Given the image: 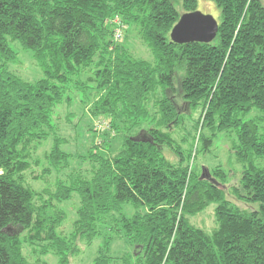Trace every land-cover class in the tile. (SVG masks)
<instances>
[{
    "label": "trees",
    "instance_id": "trees-1",
    "mask_svg": "<svg viewBox=\"0 0 264 264\" xmlns=\"http://www.w3.org/2000/svg\"><path fill=\"white\" fill-rule=\"evenodd\" d=\"M206 1L220 12L215 39L179 45L169 33L197 0H182V13L173 0H0V264H30L25 249L34 264L48 254L69 264L77 240L95 239L91 264H264V166L253 162L264 158V1ZM129 30L151 59L131 52ZM11 44L31 52L39 79L14 73ZM76 95L100 142L74 157L53 117ZM220 134L240 166L230 193L257 210L225 198L220 168H193ZM113 138L121 144L111 152ZM48 141L36 191L25 173ZM75 160L88 167L64 174ZM74 195L63 234L62 205ZM211 205L206 231L191 219ZM113 237L132 250L111 254Z\"/></svg>",
    "mask_w": 264,
    "mask_h": 264
},
{
    "label": "rangeland",
    "instance_id": "rangeland-1",
    "mask_svg": "<svg viewBox=\"0 0 264 264\" xmlns=\"http://www.w3.org/2000/svg\"><path fill=\"white\" fill-rule=\"evenodd\" d=\"M181 2L182 0H173L174 6L179 11V13H182ZM196 10L204 15L212 16L216 21L220 20V12L213 2L206 0H197ZM128 35L129 36H127V44L131 52L138 58H142L145 60L151 59L149 51L142 45L136 32L134 30L130 31L128 32ZM10 47L15 52H17L18 55L17 61L15 63H12L10 66L14 73H16L26 81H34L39 79L41 77V72L33 61L31 52L18 49L17 47L19 46L16 47L14 46V44H11ZM255 115L256 112L253 111L242 119L249 120L252 119ZM90 119L91 118H89L88 116L87 109L83 107L79 102L77 95L74 98L72 104H70L69 106L62 105L55 111L53 121L54 125L57 128V133L65 138L68 143V145L64 147V150H66V152L68 153H71L74 157H76L77 154L78 156H80L81 154H85L87 150L92 147L91 142L93 137L95 143L93 145H99L100 140H97L99 136L96 138V134L88 129V126L94 124V121ZM101 142L102 144L107 145L106 142ZM120 144V138L110 139L107 149L111 150V152H114L119 148ZM50 146V141H48L47 143L44 142L41 145V148L35 155L40 161L39 166L36 167L32 165V168L25 173V179L36 191L41 190L46 185H44L42 181L32 179V176H37L40 173V170L43 167L47 166V162L44 159L43 154L49 151ZM229 147L230 141L228 136L225 134H220L216 137L209 152H198L196 154V158L193 164V168L198 174H204L205 172H207V174H210L211 171L217 167L223 170L228 176V183L225 187V193H230L233 186H237V181L240 174V166L235 163L234 156L232 153H230ZM163 155L169 162H177L176 156L172 154V152L167 148L163 149ZM253 162L256 165L264 166V158H256L253 160ZM80 164L81 163L79 160L69 162V169L66 170L64 174L70 173L71 171L77 169L83 170L84 168L88 167L87 163L82 165ZM189 164L192 165L191 163ZM54 179V173H52V175L47 178V184L50 185V187L53 186ZM227 193L225 194V198L241 209L254 211L259 207L257 203L245 204L239 202L233 197L231 193L229 195ZM77 198V195H74L71 201L62 205V208L66 211L67 214V221L61 226L63 234H69V232L71 231L70 223L73 221V219H75L74 212L77 207ZM213 210V205L207 207L204 211L194 216L191 219V222L197 227L203 228L206 231H210L214 226ZM103 234L105 236L107 235L106 230L103 232ZM113 239L117 241L113 240V243L109 248V252L111 254L123 255L125 252H130L132 250L131 248L128 249V247L125 245V243H123V241H121V239L117 237H113ZM102 242V239H95L92 244H87L85 241L77 240L75 248L76 251L74 255L69 257V264H91L92 260L96 256L97 249L100 245H102ZM24 253L29 263L34 264L35 258H33L32 254L30 253V249H25ZM38 264H57V258L52 254H48V256L41 257L38 261Z\"/></svg>",
    "mask_w": 264,
    "mask_h": 264
},
{
    "label": "water",
    "instance_id": "water-1",
    "mask_svg": "<svg viewBox=\"0 0 264 264\" xmlns=\"http://www.w3.org/2000/svg\"><path fill=\"white\" fill-rule=\"evenodd\" d=\"M218 31L217 21L198 11L183 13L172 27L169 38L179 45L212 42Z\"/></svg>",
    "mask_w": 264,
    "mask_h": 264
}]
</instances>
